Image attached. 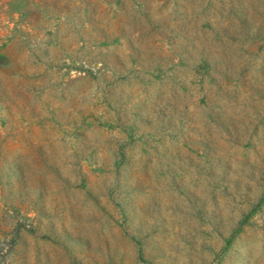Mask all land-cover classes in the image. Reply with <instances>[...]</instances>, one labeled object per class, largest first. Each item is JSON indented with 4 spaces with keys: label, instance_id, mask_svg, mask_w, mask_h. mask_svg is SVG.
Returning <instances> with one entry per match:
<instances>
[{
    "label": "rangeland",
    "instance_id": "1",
    "mask_svg": "<svg viewBox=\"0 0 264 264\" xmlns=\"http://www.w3.org/2000/svg\"><path fill=\"white\" fill-rule=\"evenodd\" d=\"M0 264H264V0H0Z\"/></svg>",
    "mask_w": 264,
    "mask_h": 264
}]
</instances>
